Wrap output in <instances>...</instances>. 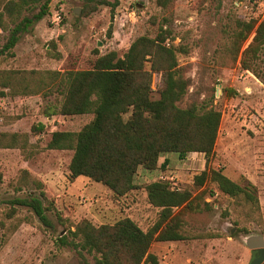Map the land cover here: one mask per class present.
I'll use <instances>...</instances> for the list:
<instances>
[{"label":"rangeland","instance_id":"rangeland-1","mask_svg":"<svg viewBox=\"0 0 264 264\" xmlns=\"http://www.w3.org/2000/svg\"><path fill=\"white\" fill-rule=\"evenodd\" d=\"M103 1L110 5L101 4L86 15L88 0H53L50 13L13 50L15 56L1 59L0 71L89 69L98 57L96 51L99 55L117 51L123 56L136 39L155 38L163 27L172 32L168 46L184 49L177 53L179 64L192 80L181 106L215 94L214 106L222 111L215 155L207 161L202 153L189 154L184 160L165 154L161 161L169 160L165 168L153 174L140 169L138 188L116 197L89 178H70L73 151L48 148L53 132H79L93 114H60L63 95L55 89L0 98V133L27 134L30 143L26 153L19 147L0 148V264H83L75 250L60 247L58 238L84 219L100 226L130 217L148 230L159 219L160 210L149 203L145 188L157 180L170 181L173 189H191L194 196L203 192L186 214L187 238L153 245L159 264H249L253 253L246 239L264 238V82L258 76L264 75V54L252 70H245L232 44L239 21L264 20V0H168L164 6L158 0ZM253 37L254 33L243 49ZM39 124L45 125V131L35 135L32 128ZM211 169H223L242 185L254 184L261 215L249 217L244 201L223 194L214 183L198 189L195 177ZM24 171L30 173L27 179L22 178ZM31 193L43 199L49 223L27 208L9 215L10 200ZM14 226L18 228L11 233ZM86 257L94 262L92 256Z\"/></svg>","mask_w":264,"mask_h":264},{"label":"trees","instance_id":"trees-1","mask_svg":"<svg viewBox=\"0 0 264 264\" xmlns=\"http://www.w3.org/2000/svg\"><path fill=\"white\" fill-rule=\"evenodd\" d=\"M53 0H0V61L14 57L13 50L36 24L51 10ZM88 0L85 14L96 11L106 1ZM166 5L168 0H158ZM239 2L245 0H238ZM255 3L257 0H247ZM92 7L88 9V7ZM254 33L252 42L243 49ZM172 35L161 27L155 38L141 36L123 55L110 51L99 55L92 67L68 71H0V98L8 95H34L53 90L61 91L63 100L59 113L64 116L93 114V120L81 131H55L48 143L52 150L73 151L69 165L70 178L86 177L107 187L114 196L123 197L136 190V176L140 169L153 174L169 163L165 154H177L180 160L192 153H202L207 161L215 155L223 114L214 106L215 94L210 99H195L186 107L181 104L190 92L191 78L185 77L177 53L184 49L168 46ZM232 49L242 67L252 70L254 62L264 54V20L238 22ZM60 58V55H58ZM30 74V75H28ZM264 82V75L258 74ZM53 115V112L49 114ZM45 125L33 126L40 135ZM30 148L29 136L0 133V148ZM24 171L23 179L30 177ZM214 183L230 198L242 200L248 206V216L261 215L257 187L247 182L242 185L230 179L223 169L204 170L195 177L201 189ZM39 186L40 182L35 181ZM149 203L160 210L159 219L148 230L130 217L114 224L97 226L90 220L67 228L59 236L60 247L75 250L83 264H159L151 249L157 242L183 241L186 214L193 210L191 189H173L171 182L157 180L146 185ZM41 197L45 198L44 192ZM14 217L17 209L31 210L41 221H47L43 199L35 194L10 200ZM5 227V224H2ZM18 226L10 231L13 233ZM93 257L90 263L86 257Z\"/></svg>","mask_w":264,"mask_h":264},{"label":"water","instance_id":"water-1","mask_svg":"<svg viewBox=\"0 0 264 264\" xmlns=\"http://www.w3.org/2000/svg\"><path fill=\"white\" fill-rule=\"evenodd\" d=\"M246 243L253 253L258 254L249 264H264V238L262 236H251L246 239Z\"/></svg>","mask_w":264,"mask_h":264},{"label":"flooded vegetation","instance_id":"flooded-vegetation-1","mask_svg":"<svg viewBox=\"0 0 264 264\" xmlns=\"http://www.w3.org/2000/svg\"><path fill=\"white\" fill-rule=\"evenodd\" d=\"M256 256H258V254L256 252L253 253V258H255Z\"/></svg>","mask_w":264,"mask_h":264},{"label":"crops","instance_id":"crops-1","mask_svg":"<svg viewBox=\"0 0 264 264\" xmlns=\"http://www.w3.org/2000/svg\"><path fill=\"white\" fill-rule=\"evenodd\" d=\"M253 253V252H252Z\"/></svg>","mask_w":264,"mask_h":264}]
</instances>
